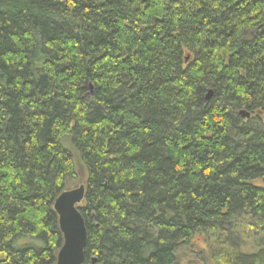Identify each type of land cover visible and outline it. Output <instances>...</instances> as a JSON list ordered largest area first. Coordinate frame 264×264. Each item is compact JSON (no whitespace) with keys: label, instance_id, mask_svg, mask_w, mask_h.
<instances>
[{"label":"trees","instance_id":"obj_1","mask_svg":"<svg viewBox=\"0 0 264 264\" xmlns=\"http://www.w3.org/2000/svg\"><path fill=\"white\" fill-rule=\"evenodd\" d=\"M79 164L83 264H264V0H0V264Z\"/></svg>","mask_w":264,"mask_h":264},{"label":"water","instance_id":"obj_2","mask_svg":"<svg viewBox=\"0 0 264 264\" xmlns=\"http://www.w3.org/2000/svg\"><path fill=\"white\" fill-rule=\"evenodd\" d=\"M209 91L207 98L211 96ZM243 116H249L241 112ZM86 187L80 185L63 191L56 199L54 209L59 217V227L63 235V245L58 252L56 264H83L87 243L85 219L80 205L85 199Z\"/></svg>","mask_w":264,"mask_h":264},{"label":"rangeland","instance_id":"obj_3","mask_svg":"<svg viewBox=\"0 0 264 264\" xmlns=\"http://www.w3.org/2000/svg\"><path fill=\"white\" fill-rule=\"evenodd\" d=\"M78 167H79V172H78L77 178L74 180L67 181L66 190H71L76 187H79L80 185L86 184V180H87L86 171L81 164H79ZM255 237L256 236L250 235L249 232L244 236V243L246 245L245 250L251 251L255 249L254 244H256V242L258 241V240H255ZM201 244H203L202 241H201ZM191 257H194V256H191Z\"/></svg>","mask_w":264,"mask_h":264}]
</instances>
